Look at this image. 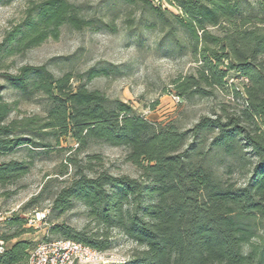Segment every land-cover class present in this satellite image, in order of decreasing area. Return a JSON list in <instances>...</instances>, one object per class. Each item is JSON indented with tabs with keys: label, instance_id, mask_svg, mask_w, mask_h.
I'll return each mask as SVG.
<instances>
[{
	"label": "trees",
	"instance_id": "1",
	"mask_svg": "<svg viewBox=\"0 0 264 264\" xmlns=\"http://www.w3.org/2000/svg\"><path fill=\"white\" fill-rule=\"evenodd\" d=\"M11 1L0 0V6ZM158 1L178 14L153 0H107L112 20L105 22L67 0H29L21 20L0 42V155L58 147L61 139L75 143L56 173L65 177L71 167L73 174L45 199L52 201L44 218L52 240L99 252L129 243L125 264H264L259 234L264 228V0ZM121 14L129 29L157 32L168 56L189 58L192 70L175 79L172 90L185 104L220 98L211 116L180 130L150 122L130 104L86 84L72 87L70 73L54 77L44 65H24L12 73L4 66L48 40L57 41L63 27L108 29ZM120 75L119 67L103 64L76 79L90 83ZM229 76L238 85L229 83ZM7 88L27 102L43 99L45 117L8 120L18 109L16 102L2 99ZM96 146L122 149L138 177L109 173L100 154L87 153ZM80 153L85 154L77 160ZM31 166L1 163L0 188L25 177ZM51 182L0 221L6 230L0 235L5 244L0 264H28L35 243L20 239L32 232L21 215L40 212L37 201ZM77 204L86 213L82 229L56 221Z\"/></svg>",
	"mask_w": 264,
	"mask_h": 264
},
{
	"label": "rangeland",
	"instance_id": "2",
	"mask_svg": "<svg viewBox=\"0 0 264 264\" xmlns=\"http://www.w3.org/2000/svg\"><path fill=\"white\" fill-rule=\"evenodd\" d=\"M28 1L13 0L7 5L0 6V42L4 33L21 20ZM67 1L89 9L88 15L104 17L105 22L112 20L105 6L107 0ZM153 2L157 5L161 3V9L178 14L175 8L164 2L158 0H153ZM131 20L135 23V19ZM103 64L119 67L121 75L108 79H94L90 83H86L85 77L79 81L76 79L89 68ZM24 65L34 67L44 65L54 77L70 73L74 77L69 83L72 87L79 83L86 84L90 90H99L110 99H119L130 104L136 114H140L150 122L162 125L172 123L180 130L189 129L202 116H211L217 101L220 100L219 98L215 102L211 99L194 98L191 104L174 103L171 99V96H175L171 84L178 77L190 73L193 64L190 63L189 58L168 56L166 44L162 42L157 32L137 26L129 29L124 23L122 14L108 29L96 27L74 31L63 27L57 41L48 40L4 63L6 69L12 73ZM238 82L239 80L229 76V83L238 85ZM0 83L3 82L0 81ZM1 96L8 104L15 102L17 104L18 111L12 113L8 120L30 116L44 118L46 115L47 103L43 99L38 98L27 102L22 100L17 91L9 88L5 89ZM47 142L54 145L50 138H47ZM69 147L75 148V143L71 139H61L58 147L39 150L20 148L10 154L0 155V164L11 160L32 164L25 177L14 184L0 188V216L2 218L18 212L25 202L42 190L50 178L53 182L46 185L42 197L37 201L39 213H43L44 218H48L52 201L45 199L58 188L66 186L67 180L73 174L72 168L69 167L67 176L56 175L65 165ZM87 153L100 154L104 160V168L112 175H128L133 178L139 175L132 165L125 162V152L122 149L96 146ZM84 154H78L77 160L82 159ZM30 214L29 209L21 216L27 218ZM43 220L34 227H30L32 232L23 235L20 239L33 242L35 246L46 239H54L49 234L48 220ZM56 221L80 230L87 224L85 209L77 204L73 209L58 217ZM4 232L6 230L0 224V235ZM259 234L264 236V228ZM131 248V244L122 242V247L116 250L115 255L127 258Z\"/></svg>",
	"mask_w": 264,
	"mask_h": 264
},
{
	"label": "built area",
	"instance_id": "3",
	"mask_svg": "<svg viewBox=\"0 0 264 264\" xmlns=\"http://www.w3.org/2000/svg\"><path fill=\"white\" fill-rule=\"evenodd\" d=\"M174 103H180L177 96H171ZM0 216V221H2ZM44 219L43 213L30 214L26 218V226L34 227ZM5 244L0 240V254ZM116 250L99 252L82 244L68 240L42 241L30 252L28 264H125L126 257L115 255Z\"/></svg>",
	"mask_w": 264,
	"mask_h": 264
}]
</instances>
